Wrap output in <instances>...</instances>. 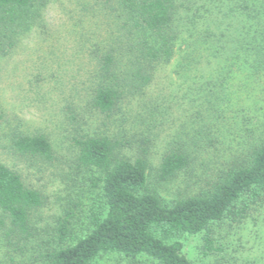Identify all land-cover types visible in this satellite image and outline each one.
<instances>
[{"label": "trees", "instance_id": "obj_1", "mask_svg": "<svg viewBox=\"0 0 264 264\" xmlns=\"http://www.w3.org/2000/svg\"><path fill=\"white\" fill-rule=\"evenodd\" d=\"M47 3L0 0V59L33 31L49 33ZM83 9L98 17V31L82 33L69 56H35L28 92L57 113L66 173L97 172L90 180L101 204L88 208L79 234L74 208L63 207L45 264L108 255L192 264L179 238L202 233L203 251L212 252L214 224L240 223L264 203V0H91ZM48 39L51 54L56 40ZM3 109L0 102V148L13 162L0 160V231L20 247L35 235L32 217L46 196L16 161L41 172L61 158L45 127L31 130ZM219 146L227 153L195 190L161 198L157 182L204 165L203 153ZM256 255L246 264H264V252Z\"/></svg>", "mask_w": 264, "mask_h": 264}, {"label": "rangeland", "instance_id": "obj_2", "mask_svg": "<svg viewBox=\"0 0 264 264\" xmlns=\"http://www.w3.org/2000/svg\"><path fill=\"white\" fill-rule=\"evenodd\" d=\"M91 0H48L44 10V19L48 24L49 33L44 35L34 31L24 37L19 46L10 53L9 59H0V102L3 110L10 114V118L18 116L21 122L31 130L45 127L56 149L58 162L46 165L41 172H34L28 163L16 161L22 170L25 180L40 188L46 196L45 204L34 212L32 227L35 231L33 238L20 242H9L0 231V264H45L43 253L46 243H52L51 234L54 219L62 214L63 207L71 206L77 216L73 218V230L77 234L85 229V214L88 208L100 206L101 198L97 187H93V178L97 172H80L71 177L66 173L69 163L67 141L62 128L53 126L51 118L57 116L56 111H42L41 107L31 98L28 90L37 74L34 66L39 60L35 56H69L75 51V43L84 33L86 36L98 31L94 24L93 15L83 9L84 3ZM49 38L47 43L56 40V46L46 47L43 38ZM98 37V36H97ZM76 56H81L75 53ZM37 63V64H38ZM239 84L240 80L235 79ZM260 104H264L260 102ZM251 109L252 101L243 104ZM251 106V107H250ZM45 112V113H44ZM5 113V114H6ZM15 114V115H14ZM1 124V122H0ZM50 124V125H49ZM58 124V122H57ZM223 138L226 144L231 145L233 136L224 131ZM218 147V146H217ZM223 151V153H222ZM227 149H215L211 153L205 152L201 156L204 165H196L187 174H182L169 182H157L156 189L161 198L169 203L170 200L195 190L201 183L202 171H207L216 162L224 158ZM0 160L12 164L13 160L7 151L0 148ZM70 177V178H69ZM92 178V181L90 180ZM153 180L152 177L149 178ZM75 205V206H74ZM214 251L205 253L202 249V233L184 235L180 239L183 249L192 264H246L254 263L256 254L264 248V203L262 207H255L240 223L223 221L212 226ZM15 241V240H14ZM44 246V247H43ZM144 258H142L143 260ZM141 260V262H142ZM92 264H130L119 255H108L99 258ZM141 264H149L142 262ZM262 264V262H257Z\"/></svg>", "mask_w": 264, "mask_h": 264}]
</instances>
